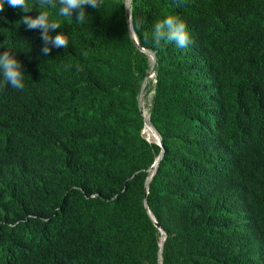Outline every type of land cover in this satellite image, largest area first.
I'll return each instance as SVG.
<instances>
[{"label":"trees","instance_id":"1","mask_svg":"<svg viewBox=\"0 0 264 264\" xmlns=\"http://www.w3.org/2000/svg\"><path fill=\"white\" fill-rule=\"evenodd\" d=\"M27 2L69 46L44 55L5 3L0 54L25 87L0 77V264H264V0H130L164 148L143 133L154 61L126 0L85 6L84 23ZM170 15L185 48L154 46Z\"/></svg>","mask_w":264,"mask_h":264},{"label":"clouds","instance_id":"2","mask_svg":"<svg viewBox=\"0 0 264 264\" xmlns=\"http://www.w3.org/2000/svg\"><path fill=\"white\" fill-rule=\"evenodd\" d=\"M185 0H177V5L181 6ZM5 3L11 8L20 9L25 15L22 16L20 22L27 26V29H41V39L43 41L42 52L48 55L52 51V47L65 48L69 46L68 36L61 33L52 36L51 33L56 29L61 28V24L50 20L47 11H39V15L33 18L26 15L33 8L28 6L27 0H0V13L5 10ZM103 0H38L40 8H57L58 14L62 17L72 19L73 14H76V21L84 23L87 19L85 6H91L93 9H100ZM3 19V17H0ZM133 28V23L129 18V30ZM152 40L154 46L159 48L161 42H174L177 47L185 48L192 43L190 33L187 25L178 17L168 16L162 21H157L153 25ZM86 55V53H85ZM82 70V69H79ZM0 77H2L5 84L11 88L23 91L24 84V70L20 61L13 55L12 52L5 51L0 54Z\"/></svg>","mask_w":264,"mask_h":264},{"label":"water","instance_id":"3","mask_svg":"<svg viewBox=\"0 0 264 264\" xmlns=\"http://www.w3.org/2000/svg\"><path fill=\"white\" fill-rule=\"evenodd\" d=\"M126 17H127L128 23H129V18L132 21L130 0H126ZM130 34H131L134 42L138 45V47L140 49H142L143 52H145L148 55H150V57L154 61V65L150 69V71H149V73H148V75H147V77H146V79H145V81L143 83V86L141 88V92H140V95H139V107H140V111H141V113L143 115V118H144V121H145V125L151 126L156 131V133L158 135V138L159 139H157V142H155V143H157L161 148H164V142H163L161 136L159 135V133L157 132V130L154 128V126H153V124H152V122L150 120V117L146 118L145 115H144V103H143L144 91H145V87H146V83H147L148 79H150L152 77V75L154 74V68H155V63H156V56H155V53L154 52L147 51V50L143 49L141 46H139L138 40L136 38V35L134 34L133 28L130 30ZM163 155H164V150L161 153L160 157L158 158V161L153 166L154 172H153V175L151 177V180H152V178L154 177V175L156 174V172L158 170V167H159V164H160V162L162 160ZM150 181L147 184V188L149 186ZM147 194H148V191H147ZM145 207H146L148 213L150 214L152 220L155 222L156 226L159 227V225L157 224L155 218L152 216V214H151V212L149 210V206H148L147 200L145 201ZM163 235H164V233H163Z\"/></svg>","mask_w":264,"mask_h":264},{"label":"rangeland","instance_id":"4","mask_svg":"<svg viewBox=\"0 0 264 264\" xmlns=\"http://www.w3.org/2000/svg\"><path fill=\"white\" fill-rule=\"evenodd\" d=\"M154 78H155V74H153L150 79L153 80ZM152 98H153V90H150L149 92H147V90L145 88V91H144V99H143V103H144V114H146V116H148V117H149V109H150V105H151V102H152ZM153 130L154 129H152L151 126L146 125L143 133H144L145 138L148 141L155 143V142H157L158 135Z\"/></svg>","mask_w":264,"mask_h":264},{"label":"bare ground","instance_id":"5","mask_svg":"<svg viewBox=\"0 0 264 264\" xmlns=\"http://www.w3.org/2000/svg\"><path fill=\"white\" fill-rule=\"evenodd\" d=\"M144 115H145L146 118H148V116H146V114H144ZM152 129H153V128H152ZM153 131H155V130H153ZM155 132H156V131H155ZM155 134H156V133H155ZM158 139H159V138H158Z\"/></svg>","mask_w":264,"mask_h":264}]
</instances>
